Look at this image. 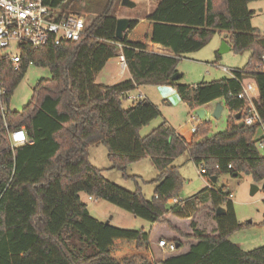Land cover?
<instances>
[{
	"label": "trees",
	"instance_id": "obj_1",
	"mask_svg": "<svg viewBox=\"0 0 264 264\" xmlns=\"http://www.w3.org/2000/svg\"><path fill=\"white\" fill-rule=\"evenodd\" d=\"M82 1L46 0V5L59 21L80 15ZM105 1L102 14L86 19L87 37L79 42L25 47L18 65L9 57L0 60L5 90L0 96V264H264V247L243 252L229 240L241 226L230 191L216 186L226 174L264 182V156L258 147L262 125L243 123L250 110L240 97L241 83L253 80L264 125V73L258 71L264 37L252 27L254 12L249 9L258 0H153L156 10L145 20H131L121 40L116 37L117 0ZM222 32L229 33L232 50L251 53L247 66L235 71L236 79L196 86L181 84L182 76L175 80L180 61ZM150 44L173 55L150 52ZM120 51L131 78L113 86L97 84ZM31 66L50 70L52 77L38 81L30 102L13 112L11 98ZM141 87L172 88L192 111L222 101L232 117L227 129L212 137L209 121H202L190 140L166 123L141 137L140 131L160 116L147 100L134 101L128 110L122 107ZM21 128L29 143L13 148L9 134ZM100 146L107 149L112 169L126 179L135 178L127 175L129 166L152 160L158 176L151 200L141 190L128 192L105 179L90 162V149ZM185 154L204 167L210 187L169 206L184 183L174 163ZM81 194L117 206L152 228L146 232L107 225L91 215ZM221 207L226 214L217 216ZM201 216L211 223L210 231ZM183 223L187 232L180 228ZM162 240L175 243V251L162 249Z\"/></svg>",
	"mask_w": 264,
	"mask_h": 264
},
{
	"label": "rangeland",
	"instance_id": "obj_2",
	"mask_svg": "<svg viewBox=\"0 0 264 264\" xmlns=\"http://www.w3.org/2000/svg\"><path fill=\"white\" fill-rule=\"evenodd\" d=\"M132 1L137 5L135 9L123 7L122 0H117L114 16L118 19H134L136 16L139 17L141 13L154 9L156 5L153 0ZM106 4L105 0H83L78 4L77 12L85 19H94L103 13ZM249 9L254 12L252 27L264 37V0L250 3ZM223 43H226L231 48L228 32L217 33L206 48L197 53L186 55L180 61L178 67V74L182 76L181 84L196 86L203 82L220 81L230 77L224 71V68L230 71L244 69L248 64L251 53L249 51L237 53L231 48L230 51L220 54ZM122 74L120 62L112 61L98 76L96 82L99 85H110L118 80L117 76ZM113 76L116 77L113 79ZM126 76L128 75L126 74ZM51 77L50 70L31 66L11 98L10 110L21 112L30 102L37 82L43 79H51ZM140 92L144 94L143 97H140ZM130 96L134 100L128 98L122 103V107L125 110H128L134 101L147 100L156 105L160 112V116L156 120L140 131L141 137H146L164 123L177 132L181 131L184 134L193 133V125H200L202 121L210 122L208 136L212 137L225 131L228 127L229 119L232 117L231 112L227 108H225L219 120L213 119L212 115L209 116L208 114L213 113L217 108V102H215L206 108L207 117L201 120L197 115L198 110L192 111L189 109L179 98L176 90L172 88L141 87L132 92ZM195 117L198 118L195 119ZM263 135L264 127L259 130L258 137ZM259 151L264 156V149L259 148ZM90 162L102 171L105 179L120 188L132 193L141 190L147 199L151 200L153 198L155 190L153 181L157 178L158 171L150 158H146L127 168V175L135 177L132 179H126L122 172L112 169V164L108 159V151L102 146L90 149ZM174 166L179 168V172L184 179L177 199H191L210 185L205 171L200 174L202 166H196L188 154L177 159ZM263 183L256 185L261 187ZM253 185L254 182L250 176L241 175L236 178L229 174L221 176L216 184L217 187L225 186L231 193L230 200L233 202L236 219L241 229L230 235L229 240L243 252H250L264 247V190L261 189L255 196H251V187ZM81 197L82 202L87 205L91 215L102 222L106 223L109 221L115 227L128 230L149 232L152 228L149 222L137 218L106 201L91 199L86 194H81ZM199 221L203 222L207 228L211 224L208 221H204L203 217ZM180 228L183 232H187L189 229L186 223L180 224ZM208 229L210 231L211 228L209 227Z\"/></svg>",
	"mask_w": 264,
	"mask_h": 264
},
{
	"label": "built area",
	"instance_id": "obj_3",
	"mask_svg": "<svg viewBox=\"0 0 264 264\" xmlns=\"http://www.w3.org/2000/svg\"><path fill=\"white\" fill-rule=\"evenodd\" d=\"M87 37L86 19L82 15L71 14L66 18L57 20L52 15L50 8L46 5V0H0V60L9 57L14 65H18L25 47L40 49L53 43L59 46L68 42H79ZM108 44H116L107 41ZM122 49V45H118ZM14 48V49H13ZM122 72L127 71V65L123 53L119 56ZM224 71L231 78L236 79L235 71L224 68ZM258 71L264 73V56ZM241 98L246 99L250 116L243 123L251 126L258 122L262 125L260 114L257 110L259 103L258 89L253 80H246L241 83ZM5 94L3 84L0 83V96ZM134 100L133 97H128ZM5 111V108H2ZM198 117H195V119ZM199 125H193V132ZM9 139L13 148L21 147L29 143L24 128L9 134ZM259 148L264 149V138L258 143ZM231 169V166L229 167ZM204 167L200 174L204 171ZM210 187V185L208 186ZM184 203V200L173 198L170 205ZM159 246L167 251H175L177 245L162 240Z\"/></svg>",
	"mask_w": 264,
	"mask_h": 264
},
{
	"label": "water",
	"instance_id": "obj_4",
	"mask_svg": "<svg viewBox=\"0 0 264 264\" xmlns=\"http://www.w3.org/2000/svg\"><path fill=\"white\" fill-rule=\"evenodd\" d=\"M122 6L123 7H126V8H129V9H135L136 8V4L132 1V0H122ZM130 22L131 20L128 19V18H121V19H118L117 21V29H116V37L118 40H121L123 39V36L125 34V32L128 31L129 27H130ZM231 48L226 44V43H223V47L220 51V54H224L228 51H230ZM181 76L179 74H177L174 79L177 80L179 79ZM223 105L221 103H219L217 105V108L215 109L214 113L212 114V118L215 119V120H219L221 118V115H222V112H223ZM205 110L204 109H200L197 111V115L198 117L201 119V120H204L205 119ZM236 120H240L241 117L240 115H237L236 117ZM213 183L216 184L218 179L217 178H214L213 180ZM264 190V183L262 184V186L260 187L259 185H256L254 184L252 187H251V196H255L260 190ZM226 214V210L224 208H218L217 211H216V215L217 216H221V215H225ZM107 225L110 224V222H106Z\"/></svg>",
	"mask_w": 264,
	"mask_h": 264
},
{
	"label": "crops",
	"instance_id": "obj_5",
	"mask_svg": "<svg viewBox=\"0 0 264 264\" xmlns=\"http://www.w3.org/2000/svg\"><path fill=\"white\" fill-rule=\"evenodd\" d=\"M147 1H150V0H147ZM155 8L154 9H150V10H147L145 13H141V15L138 17V16H136V18H134V19H130V20H145L149 15H151L155 10H156V8H157V3L155 2ZM129 19V18H128ZM148 51H150V52H154V53H157V54H161V55H168V56H172L173 54H172V52L169 50V49H167V48H165V47H163V46H161V45H157V44H150L149 45V47H148ZM122 54V51H120L119 52V54H118V57L117 58H114V59H111L109 62H108V64L110 63V62H112V61H118V62H120V60H119V56ZM108 64L106 65V67L108 66ZM106 67L104 68V70L106 69ZM103 70V71H104ZM102 71V72H103ZM101 72V73H102ZM100 73V74H101ZM99 74V75H100ZM126 74L128 75V76H126ZM98 75V76H99ZM116 76H113L112 78L114 79ZM131 78V75H130V73H129V71H128V69H127V71H126V73H123L121 76H117V81L116 82H114L113 84H110V85H106V86H113V85H116V84H118V83H120V82H122V81H125V80H128V79H130ZM97 79H98V77H97ZM143 93H141L140 92V97H143ZM180 98V97H179ZM213 103H215V102H213ZM213 103H210V104H208V105H206L203 109L205 110V112H206V114H205V117H207V110H206V108H208L211 104H213ZM219 103H221L222 105H223V107H224V109H223V111L225 110V106H224V103L222 102V101H217V105L219 104ZM214 113V112H213ZM212 112H211V114L209 113L208 115L210 116V115H212L213 114ZM223 113V112H222ZM222 116V115H221ZM168 125V124H167ZM169 126V125H168ZM171 127V126H170ZM180 135H182L184 138H186L187 140H190L191 138H192V135H193V133L192 132H189L188 134H184L183 132H178ZM81 199H82V197H81Z\"/></svg>",
	"mask_w": 264,
	"mask_h": 264
}]
</instances>
